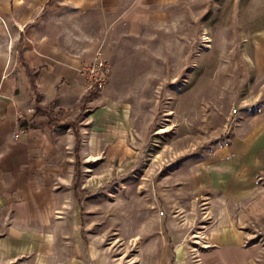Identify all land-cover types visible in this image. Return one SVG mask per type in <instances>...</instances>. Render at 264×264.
I'll list each match as a JSON object with an SVG mask.
<instances>
[{
	"label": "rangeland",
	"instance_id": "1",
	"mask_svg": "<svg viewBox=\"0 0 264 264\" xmlns=\"http://www.w3.org/2000/svg\"><path fill=\"white\" fill-rule=\"evenodd\" d=\"M168 9L136 34L124 22L118 34L70 33L96 41L110 71L79 122L81 178L61 187V217L44 227L57 252L45 262L201 264L224 211L256 215L247 226L264 240V0H177ZM5 24L0 13V46ZM105 109L114 116L100 128L91 113ZM235 163L256 168L243 198L226 195Z\"/></svg>",
	"mask_w": 264,
	"mask_h": 264
},
{
	"label": "crops",
	"instance_id": "2",
	"mask_svg": "<svg viewBox=\"0 0 264 264\" xmlns=\"http://www.w3.org/2000/svg\"><path fill=\"white\" fill-rule=\"evenodd\" d=\"M176 1L21 0L13 6L12 0H0L3 30H8L0 46V264H60L59 258L44 261L50 251L57 252L54 244L45 245L46 237L52 242L55 234L44 227L61 217V187L74 180L75 134L71 127L51 124L38 107L52 104L53 110L74 111L85 93L79 67L93 59L98 46L93 52L96 41H77L70 33L93 29L118 34L124 22L126 33L136 34ZM75 21L79 25L70 24ZM111 116L109 109L91 113L100 128L108 127ZM96 134L88 135L90 144L99 138ZM232 169L236 184L226 195L243 198L256 168L235 163ZM253 215H215L217 223L199 251L201 264H264V240L247 226ZM63 264L84 263L75 258Z\"/></svg>",
	"mask_w": 264,
	"mask_h": 264
},
{
	"label": "trees",
	"instance_id": "3",
	"mask_svg": "<svg viewBox=\"0 0 264 264\" xmlns=\"http://www.w3.org/2000/svg\"><path fill=\"white\" fill-rule=\"evenodd\" d=\"M98 90L97 87H91L87 89L84 95L81 97L78 104V113L73 120L67 117V113L69 111L68 108L60 107L57 110H53L51 105L49 106H39L38 111H44L48 113L51 124L53 125H64L67 127H71L75 133V146H74V154H75V162H74V187L75 189L78 187V181L81 178V142H82V133L79 128V122L83 117L84 111H86L88 107V102L91 97L94 95L95 91Z\"/></svg>",
	"mask_w": 264,
	"mask_h": 264
},
{
	"label": "built area",
	"instance_id": "4",
	"mask_svg": "<svg viewBox=\"0 0 264 264\" xmlns=\"http://www.w3.org/2000/svg\"><path fill=\"white\" fill-rule=\"evenodd\" d=\"M79 71L85 77L88 89L91 87L102 89L106 85L110 65L100 45L96 48L93 59L90 62H84L79 67ZM234 111H237V108H234ZM21 118L23 119V117ZM21 127L25 128V124H22Z\"/></svg>",
	"mask_w": 264,
	"mask_h": 264
}]
</instances>
